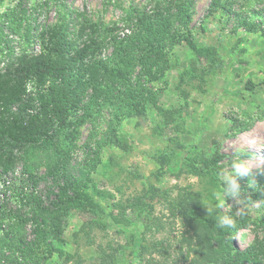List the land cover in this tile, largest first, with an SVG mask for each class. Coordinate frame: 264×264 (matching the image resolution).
<instances>
[{"label":"rangeland","instance_id":"rangeland-1","mask_svg":"<svg viewBox=\"0 0 264 264\" xmlns=\"http://www.w3.org/2000/svg\"><path fill=\"white\" fill-rule=\"evenodd\" d=\"M167 5L169 32L191 43L168 37L165 56L146 68L136 62L111 102L87 87L63 132L0 169V264H214L196 260L198 241L176 205L188 191L206 208L217 203V173L236 144L251 163L237 178L251 207L233 241L264 250V196L252 183L264 175V0H0V69L21 53H48L52 29L67 48L95 39L93 57L106 58L140 14ZM141 82L144 98L126 101ZM27 87L48 115L53 102L42 109L33 79ZM149 186L160 194L140 209L135 199ZM41 209L48 224L59 215L58 236Z\"/></svg>","mask_w":264,"mask_h":264},{"label":"trees","instance_id":"trees-1","mask_svg":"<svg viewBox=\"0 0 264 264\" xmlns=\"http://www.w3.org/2000/svg\"><path fill=\"white\" fill-rule=\"evenodd\" d=\"M169 8L168 5L158 6L152 14H140L135 30L131 34H124L120 39H114L113 52L106 58L93 57L96 47L98 49L95 39L85 41L79 47L67 48L66 37L52 29L47 32L48 43L51 44L48 53H21L1 68L0 169L7 172L12 167L16 151L46 143L63 132L68 125L71 111L78 107L81 94L87 87L92 90L94 100L102 98L105 102H111L113 97L122 95L121 85H126L131 68L136 62H139L142 68H146L152 61L165 56L164 48L168 37L172 38V42L182 36L183 40L191 43L187 36L177 35L175 38L169 32ZM30 79L34 80L38 89L35 94L41 108L45 109L53 102L46 112L48 115L42 114L34 107L32 93L27 87V81ZM141 79L143 80L142 76ZM46 83H48L46 89L51 94L43 91ZM145 89V83L141 82L124 97L128 102L138 97L136 101L140 102L144 98ZM50 115L53 118L48 120L47 116ZM252 183L257 188L254 196H264V175L255 176ZM160 190L157 186H149L135 202L140 209H144L159 196ZM75 196L78 197L79 192L75 193ZM70 201H73V198L68 197L67 202ZM176 209L198 241L195 250L196 260L214 264L262 263L259 256L264 254V250L260 254L257 247L251 244L240 248L233 241L232 229L227 231L217 229L214 214L209 213L208 208L202 205L197 193L188 191L183 194L177 201ZM40 211L45 214V217L41 216L42 223L48 225V229L58 236L59 215L57 213L50 215L48 224L47 213L42 209ZM41 231L44 239L46 230ZM11 237L12 235L7 233V237L4 238L5 244H13ZM213 238L217 242L220 239L227 240L226 248L219 243L211 244L210 240ZM138 247L135 249L136 252ZM17 249L20 253L19 246ZM7 263L17 262L11 260Z\"/></svg>","mask_w":264,"mask_h":264},{"label":"clouds","instance_id":"clouds-1","mask_svg":"<svg viewBox=\"0 0 264 264\" xmlns=\"http://www.w3.org/2000/svg\"><path fill=\"white\" fill-rule=\"evenodd\" d=\"M246 144L234 145L235 155L231 162H226L217 173L220 184V192L217 203L208 208L209 213H213L215 226L219 230L227 231L236 227L237 221L246 217L250 213V202L240 198V184L238 177L247 176L251 168V163L241 159ZM228 199L234 201L233 205L227 203Z\"/></svg>","mask_w":264,"mask_h":264}]
</instances>
